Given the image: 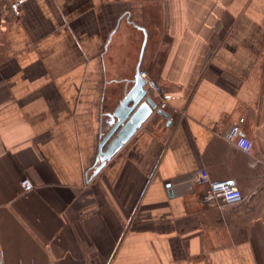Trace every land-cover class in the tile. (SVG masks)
Returning a JSON list of instances; mask_svg holds the SVG:
<instances>
[{"label": "crops", "instance_id": "1", "mask_svg": "<svg viewBox=\"0 0 264 264\" xmlns=\"http://www.w3.org/2000/svg\"><path fill=\"white\" fill-rule=\"evenodd\" d=\"M140 26V69L170 95L169 123L149 118L91 176L102 114L133 85ZM240 116L249 153L222 138ZM198 168L243 199L189 190ZM0 254L264 264V0H0Z\"/></svg>", "mask_w": 264, "mask_h": 264}, {"label": "water", "instance_id": "2", "mask_svg": "<svg viewBox=\"0 0 264 264\" xmlns=\"http://www.w3.org/2000/svg\"><path fill=\"white\" fill-rule=\"evenodd\" d=\"M140 28L143 31V41L132 79L133 85L124 93L117 105L102 114L91 176L97 174L149 118L159 116L169 123V113L157 107L156 100L145 89L146 79L139 76L147 42V31L143 26ZM168 193L172 195L171 190Z\"/></svg>", "mask_w": 264, "mask_h": 264}, {"label": "built area", "instance_id": "3", "mask_svg": "<svg viewBox=\"0 0 264 264\" xmlns=\"http://www.w3.org/2000/svg\"><path fill=\"white\" fill-rule=\"evenodd\" d=\"M139 75L146 79V89L156 93L159 96L158 106L159 109L165 110L167 102L170 98L164 89L151 78L145 69H140ZM244 121V116H240L237 121L230 122L222 133V138L242 151L249 153L253 148V141L250 137L242 133L241 124ZM241 141L244 142L241 146ZM250 146V147H249ZM248 149L245 151V149ZM22 186L26 190L32 188V184L28 179L24 178L21 181ZM185 186L190 190L195 186L205 184L207 186L206 199L215 202L217 198L225 203H235L243 199L242 193L237 186H235L229 179L213 180L210 178L209 173L205 168H198L191 176L184 182ZM0 264L3 263L2 255L0 254ZM19 264H52L50 262H32V263H19Z\"/></svg>", "mask_w": 264, "mask_h": 264}, {"label": "clouds", "instance_id": "4", "mask_svg": "<svg viewBox=\"0 0 264 264\" xmlns=\"http://www.w3.org/2000/svg\"><path fill=\"white\" fill-rule=\"evenodd\" d=\"M243 144H244V142L243 141H241V146H243ZM250 147V146H249ZM248 149L246 148L245 149V151H247Z\"/></svg>", "mask_w": 264, "mask_h": 264}]
</instances>
